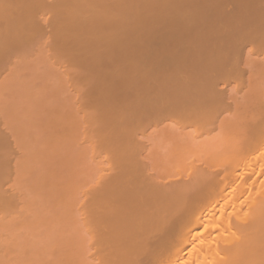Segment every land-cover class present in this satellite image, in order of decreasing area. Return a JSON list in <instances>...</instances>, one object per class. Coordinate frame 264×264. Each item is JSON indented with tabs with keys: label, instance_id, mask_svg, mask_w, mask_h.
I'll list each match as a JSON object with an SVG mask.
<instances>
[{
	"label": "bare ground",
	"instance_id": "1",
	"mask_svg": "<svg viewBox=\"0 0 264 264\" xmlns=\"http://www.w3.org/2000/svg\"><path fill=\"white\" fill-rule=\"evenodd\" d=\"M256 40H258V46L260 45L259 48L261 47L260 51L255 48V51H258L257 54L259 56V53H262V47L264 46V42H261L262 45L259 43L260 40H264V0H0V75L4 74L7 71L8 64H11L13 59L16 61V57L14 58L12 56L15 55L12 54L14 51L19 52V50L23 48L22 46L28 47L27 44H33L35 41L37 49L40 48L43 50V48L47 46V51L50 50V48H53L54 51L58 53V55H60L58 56L56 53L53 54L54 52L52 51V53L50 50V52L48 51L49 55L51 53L53 55H57L55 57H52L51 54L50 57L52 59L56 57L60 58L61 56L62 60L64 57L68 58L69 61H66L64 59L65 61L63 62H72L74 64L73 67L76 66L79 69L76 75L75 73L77 71L74 72V75L77 76L79 74V79L82 81L83 78L82 82L86 83V86H83L84 88L87 87V89H85V91L87 90V94L84 95L86 98L88 97L87 99H89V106L93 109H91V111L89 110V112L92 114L88 112L89 114L87 113V116L82 117L81 119H90V123L95 127V129H92L96 130L95 132H97L96 137L93 136V132V134H91V136L95 139L92 140V138H90L91 136H88L90 135V133L86 132V130L89 128V122L85 120L86 123H84L83 120H79L80 122L83 121L84 126H86L84 127V129H82L85 130L84 137H88L91 141L87 145L89 147L90 144H96L98 141V149L101 143L103 146L106 147V149L100 152L103 153L105 151L104 153L109 156V159L112 163L111 166L106 167L107 169L105 167L102 168V170H106L104 172L101 170V167H103V165H109L110 163H107L106 160L105 163L107 164L102 163L105 157L101 159V161L96 158L97 161H93L92 164L94 165L95 163L101 162L100 164L103 165L99 166L100 170H97L96 165L94 170H96L97 173L93 175L90 172V175L86 176L87 180H84L85 184L81 183V185L78 186V188L81 187L83 189L85 186L88 187H85L87 191L86 189H84V191L81 192L80 188H73L71 190L69 189V191L66 190L63 193H60L59 195L58 193L60 192L59 190L61 188V184L63 183H61L60 181V184L58 183V186L60 185V188L56 186V189L59 188V190L57 189L59 191L57 192L59 196L55 197L57 191L56 190L54 196L51 193L52 197H50L51 200L49 201L50 198H47L51 195H48L47 197L46 194H49L51 192L50 188H48L49 186H47L50 181L48 182L47 179L49 177H46L45 180H47L48 183L46 185L47 188L44 187V189H49V191L47 190L48 193H46V190L43 191L42 189L43 185H41L42 183L46 182L45 180H43V176L46 174L53 176V180L51 181L52 183H50V185H55L56 182L54 180L56 177L58 178V174L56 176V173H59V169H57V167H60L61 165L59 160L61 159V157L63 158L65 156H59L60 159L58 157L59 160L57 161L60 165L56 166V155H58L60 152L64 154V152H67L69 148L67 150H65L66 148L62 150L60 148L64 146V144H61L59 145L61 146L59 147L60 152H58L57 154L58 143L56 142V136L54 137V135L52 137L47 135L44 137V139L40 138L41 143L42 140L44 141V143L45 141L47 142L45 144H41L38 139L39 136H37L39 145L41 144V147L38 146V142L33 140L36 135H39L36 134L37 131H39V133L41 134L46 132H41L42 130H37L33 133V130H31V128L35 124V122L34 124H32L33 122H31L30 124V122L28 123L26 121V118L24 119V122H21L22 126L19 127L20 131L25 129L23 131L24 134L19 136L20 132L17 131L18 128L14 127L15 129H17L14 131L11 129L13 122H16L15 118L17 116L15 117V115L13 114L15 113L16 108L17 114L19 113L20 109H23L24 111L23 113V111L21 110L23 116L22 114L18 115H21V118L17 117V123L20 122H18V120H23L24 116L26 115L25 113H28L29 109L30 113H28V116L29 114H31L32 109L34 110L36 108L35 106L39 104L43 105V108L39 105L41 110H43L44 108L47 109L46 106L44 107L45 103L48 102V99L52 98L53 96H56V93H54V91L52 92L50 90L52 88L49 87H53L54 83H57V81L55 80L54 83H52L53 78H49L51 82L47 80V83H45L47 85H49L50 83L51 85H53L46 87L47 85L43 83V80L42 83L45 86L43 85L41 91L39 89L37 92L41 95L40 92L45 91L43 90V88L46 87V89L48 88V90L51 91L50 93L54 95L51 96V94L50 97L49 95H47V93L49 94V91H45L46 94L43 95V97H50L48 99L46 98V100L45 97L44 99H42V96V98H38L40 95H38V97L36 95L33 96L35 97L34 100L38 98V102L42 100H45L46 102H44V104L41 102L37 103V101L35 100L34 102H36L37 104L33 105L32 101L28 102L29 105L34 107L28 109V106L26 104L27 110L24 109V102L26 98H21V100L25 99L23 102L24 108H22L23 105H19V103H21L22 101L18 102L20 101V99L18 98L20 96L23 97L24 94L28 93L29 89H26L27 92H24V89L23 92H21L24 94H21L20 96L18 95L19 97L16 100L18 103L17 104L13 96H17L16 91L18 89L17 86L14 85L13 87H16L17 90L13 91V87L11 90L15 95H11L10 97V95L7 94L10 97L9 104L11 106H9L7 102H4L5 106H8V109L5 108L7 110V113L10 108L14 109V107L12 106L16 105L14 110H10L11 113L9 114L11 115L9 117V123L8 125L6 124L7 128L5 129L6 131H17L19 136L17 137L19 139H22L23 137L24 139H26L27 137L31 138L32 141H30V139L29 141L33 143H30V145L33 144L35 148H38L37 151L32 145V147H29V145L28 148L27 142L25 143V140L22 139L25 145H23L24 149L22 146V149H20L21 147L19 146L23 143L20 144L18 142L19 146H16L17 143H14L13 140L17 139V137L15 138L13 136L15 138L11 142L13 144V148L17 147L19 148V150L27 151L26 154H24L22 151H19V153L21 152V154H24L25 157L20 154L21 156H23L24 160L21 159L22 157L20 158L19 155L16 159L13 155H11L10 151H12V148L9 150V147L5 146L7 140L4 139V131L2 133L0 131V264H51V262L47 258L48 256H45L49 253L48 248L50 247V245L48 241H45L43 239L49 240L53 233L54 227L57 228V230H59L58 228L61 227V225L57 224L58 222L55 223L58 226H53L52 222H56L54 219H60V221L62 222L63 219L61 218H68L69 216L72 217L68 219L74 218L75 216L81 219L82 216L80 214L78 215H80L81 217L77 214L75 215L74 213L73 214L75 216L68 214H70L69 212H71L72 210L74 212V209L77 210L76 208H74V206H77L78 208V206H80L83 201L84 202L82 205V209L84 210L86 219H96L97 230L102 241V257H100L102 258V260H104H101L102 263L264 264V98L262 96V98L259 99L256 97H253L252 99V95L250 94V92L252 94L254 92L251 91L250 86L253 85V82H251L252 84H248L249 81L246 80L248 81L247 85L245 83L244 85L241 82L243 84L242 85L240 81H238V78L241 76V79L245 81L248 75V78L251 80L250 76L252 77V74L256 70L257 71L253 74L254 80H257L259 82V79H261L259 77L263 76L262 73L264 72L260 73L262 70L260 71L258 70V68H260V65L262 63H264V61H262L264 60V58L262 57L264 55H261L259 58L256 57L258 58V60H260L261 58L262 60L260 63H258L259 65L257 64V62L252 65L253 67H255V65L258 66V68L256 67L257 69L254 68L255 70H249V72H253L252 70H254L253 73L250 72V74H248L246 70H244L247 73L244 75L245 72L240 68V63H242L241 61L243 60L245 62V60L242 59L243 53L248 54L247 52L250 50L252 51L251 48H253L251 47L253 44L251 46L248 45L250 50H248V48L246 50L245 45L248 42L252 43ZM46 43L51 44L50 48L48 46L49 44L45 45ZM46 48H44L45 51ZM35 50L33 49V51ZM38 52L39 50H37L36 53ZM26 53L28 52L26 51ZM41 53L42 51L39 53V55H41ZM32 54L29 55V57L32 56ZM262 54H264V52ZM33 55L37 56L38 54ZM35 56L32 57L35 58ZM247 56H249V54ZM247 56L245 57L247 58ZM18 57L19 56H17V59H19ZM48 57L49 56H47V58ZM47 58H44L48 61L46 63H51V61H49L51 58L49 60ZM40 59L39 61H36L40 62ZM54 60L56 61V59ZM54 60H52V62ZM62 60L60 62L61 64L63 63ZM249 60L247 61L249 62ZM17 62L21 63L20 60H18ZM24 62H27L26 59L21 64H23ZM42 62L45 63L44 61ZM28 63L34 65L31 60H28ZM54 63L55 66L52 65L53 63L51 65L52 67H55V69H53L55 71L57 67L56 62ZM67 63L65 64V66L67 65ZM21 64H19V67L17 68L18 71L22 69L20 66L23 67V65ZM48 65L50 64H47V68L50 67ZM68 65H70V63H68ZM71 65L67 67H72ZM35 66L36 65H34V67ZM44 66L38 68H42ZM63 66H61V69L56 70L57 72L60 71V75H64V77L62 78L57 75L59 73H56L55 78L58 76V79L61 80L60 82L58 80V84L60 86L61 83L62 86L59 87L58 85H54V88L57 86L55 88V92L58 91L57 89H61V87L64 86L65 90H62V92L65 91L63 93L64 95L59 89V95L62 96L58 95L57 97H60L62 99V97L66 96L67 94V96H70L69 98H66L69 99L68 101H70L74 96L72 102L75 104L76 101H79L77 99V96H82L83 98L84 96L83 94L78 95L80 90H77L78 92L76 91V93L74 92V94H77V96L73 94L68 95L66 85L69 83L68 86L70 87L68 88L71 91V86H73L71 85L72 82H74V80L76 79L78 82L81 81L78 80V78H75V76L73 77V73H70L72 75L71 78H74L73 81H70V84V82H68L67 80L68 75L70 74L68 73V70V75L65 74V69L67 67L63 68ZM249 66L251 67V64ZM30 67L32 66L30 65ZM52 67H50V69ZM76 67L72 69L76 70ZM12 68H16V65H9L10 70L8 69V72L10 73H8L6 76L4 75L5 77L2 75L5 81H2L1 77V82L6 83L7 80L8 82L11 81L10 79L13 75V71H11ZM23 68L26 67L24 66ZM17 69H14V71H17ZM35 69L33 71H35ZM47 70L43 71L47 72ZM53 70H51V72ZM63 71L65 73H63ZM36 72L37 76L38 71ZM258 72L262 75L258 76ZM137 73L140 74L139 78L136 77V75L138 76ZM39 74L41 73L39 72ZM32 75L34 77V74ZM42 75L43 74H41V76ZM19 76H21V74H19ZM234 76L237 77V79H235ZM244 76H246L245 79L243 78ZM255 76H257L259 79H257ZM22 77L23 76H21V78ZM29 77L31 78V76H28V81L34 80L33 78L30 79ZM37 77L40 78V75ZM48 77H50V75ZM23 78L21 79L22 82ZM45 78L46 77H44V79ZM64 78L65 80H67L66 82ZM262 78H264V76ZM13 79L12 81H14ZM21 80L20 78L18 79V82L20 84L17 85L19 86V88L21 86ZM62 80L64 82V85ZM230 80L231 82L234 81V84L236 83L237 85L238 83H240L237 86V88L239 87V89H234V92L236 93L238 92L237 90H240L237 94L241 93V91H244L241 90L243 86H247L245 88L246 91L248 89L250 90L247 94L246 92H242V94H246V97L244 95H241V97H245L242 100V103L241 101H239L241 100L240 96H236V94L233 97V100L231 98L233 103L234 98L235 100L239 98V100L235 101V103H237L236 107H233L235 109L237 108L236 110H233L235 112L232 111L234 115H232L231 113L230 115L228 114L229 111H231V105L233 104L232 102V104L228 102V100L230 99L229 94L234 93H232L233 90L230 91V93L228 92L229 94L227 93L228 88L226 89V87H229ZM260 81L261 82H259V85L257 83V87L262 88V90H260V88L255 87L256 85L254 87L257 88L256 90L259 89V92H264V87H261L264 86L261 85L264 84V81L263 79H261ZM26 82L25 84L29 83ZM82 82L79 83V85H82ZM31 83L35 85L33 81H31ZM2 84L3 83H1L0 85ZM163 84L166 86V91L164 90L165 93L164 91L161 92L163 94L162 96L161 93H158L162 91V88L165 87ZM38 85L41 86V83H38ZM76 85L78 84H74V86ZM79 85L78 89L80 87L82 88V86L79 87ZM240 86H242V88ZM7 87H5L6 90ZM21 88L24 87L21 86ZM1 89L3 90V88ZM158 89H160V91L156 92V90ZM4 90L2 92H5ZM11 90L9 88L7 92H9L10 94ZM73 90L74 89H72V91ZM256 90L254 89V91ZM31 91L32 90H30L29 93ZM33 91L36 92V90ZM80 92L84 93L82 91ZM29 93L25 96L28 97V95H30V97H32L31 95L34 94ZM155 93L159 96L157 95L158 97H154L155 95L153 96V94ZM42 94L44 93L42 92ZM262 95H264V93ZM8 96L7 98H9ZM2 97H0L1 101ZM82 97L79 99H85L84 101H86V98L82 99ZM53 99L56 100L57 98L55 97ZM63 99H65V97ZM63 99L62 102L65 101ZM10 100H12L13 102ZM6 101L8 100L6 99ZM84 101L79 102L84 103ZM11 102L14 105L11 104ZM72 102L69 103L70 105H68V102L66 101L64 103H66L69 108L72 107L73 111L71 110V108L66 109V105L62 103L59 105L62 106L64 104L65 112L64 110L58 111L60 112V114L58 112L55 113L57 115L59 114L58 116L56 115L57 117H55V114L52 113L54 115L53 118L55 122L52 123L53 119L51 121L52 124L48 122L51 124L49 127L52 128V130H56V127H58V125H54L53 128V124L59 123L60 126V115L62 116L63 113L66 114L68 110H70V112L72 111V113L77 110L74 107L76 104L73 105ZM54 103L55 102H53V106H55ZM159 103L163 104L165 108L159 107L161 106V104L159 105ZM5 106H2L1 108ZM53 106V109H55V107H58V105L55 107ZM81 106L82 109L84 105H82L81 103ZM89 106L87 109H89ZM48 109L50 108L48 107ZM53 109L52 111L50 109L49 112H54ZM57 110L58 109L56 108V111ZM157 110H163V112H165L164 115L168 113L166 114V116H168V119H170L169 121H172L170 122V124H167L169 122L166 123L167 125H169V127H167L169 128L168 130H170L171 133H167L168 130L166 129V132H164V134L161 133L162 137H167L169 138V140L172 139L170 138V134L173 135L172 131L174 132V134L177 133V135L175 134L176 136L180 137V140H177L175 138L177 141L174 142L175 145L173 149L171 145L173 139L170 140L171 142L164 141L163 143L166 144H168L169 142L171 143H169L171 145L170 147H164V145L162 144L163 140H161L162 137L161 139L159 138L160 136L158 137L157 135L156 137H154L155 134L159 133V131L157 133H155L154 131L160 124L162 130L164 128L161 122L159 125V122H157V126L155 125L156 123L153 124V126L151 125L154 128L156 127L155 129L150 127V121H154V119L156 120V117H152L156 115ZM12 111L14 112L12 113ZM35 111H37L38 113L40 112V114H38L36 118L39 117L38 119H40V117H44L45 123L41 118V121L43 122L42 124H44L41 126L44 130V127L46 125L45 129L48 130L49 134V131L51 129H48L49 127H47L48 123H46V120L50 121V118H52L53 115L51 116V113L47 112L49 118L46 119L45 117H47V115L43 113L46 112V110L42 112L44 116L40 110L38 111L36 109L33 111V115H37V112L34 113ZM80 111L81 110L79 108V111L77 110V113L81 114ZM237 111L241 112L238 113ZM222 112H227L228 115L225 113V116H229V118L227 117L226 119L225 117H223V120L221 122L223 124H227V128L228 123L225 121L228 120L229 122L231 120L234 122V120L230 119L233 118L232 116H235L236 122L238 118L240 121H238L235 125H233L235 122L231 125L229 124L230 127L233 125L231 127L233 132L229 136L228 132H231V130H226L228 131L227 134L229 136L228 137L225 135L226 139H230H227L226 142L224 140V142L222 143L223 145L220 148V146L218 145L222 137L224 136L222 135L223 128L222 126L220 127L219 125H217L222 129L221 130L217 127L221 131L218 132L219 130H216V124L214 126V122H211L209 117H211L212 115L216 116V114H219L220 116ZM77 113L74 114L75 117L73 119L77 117L79 119L81 117H79ZM236 113L241 115H238ZM9 114H7V116ZM32 117L34 118L35 116ZM69 117L71 118L70 115ZM158 117L161 118L162 116ZM5 118L6 117L4 116V119ZM57 118L59 119L57 120ZM64 118L63 120L68 119ZM165 118L167 119V117ZM165 118L164 121L166 122ZM73 119L71 118V121ZM148 119L150 120L149 122L147 121ZM180 119H182V121L184 122V126H182L183 124L180 121V129H182L183 127V132L184 127L186 125L185 121L187 124H189L187 122L189 121L194 126L200 124L199 129L192 128L194 131L196 130L195 133L197 134L195 135L193 132V136H190L191 134L189 133L190 137L186 140L187 137L185 138L183 136L185 132H180L181 130L179 129V127L178 130L176 128L179 125H175L176 123L172 124L173 122H176ZM10 120L13 121L10 122ZM36 121L39 120L36 119ZM25 122L28 123L26 126L24 124ZM72 122L71 124L73 125L74 122ZM147 122L149 123V125L147 124L149 126L148 128H152L154 130L153 132H151V135H153L152 133H155L154 136H152L153 139H157L158 141L157 142L152 140L153 144L157 142L156 145L158 146L161 143L163 145L161 146L164 147V151L169 150V148L172 149V152H165L172 153L173 157L171 156V154L168 153H166L164 156V154L161 153L162 147L160 148V145L158 147L154 146V148L151 149V147H153L151 142L150 143L152 146H150V149H146V147H149V145L146 146V143V147H144V144L141 141L142 138H139V140L137 137H135L137 136L136 134H130L129 132L131 130H127V128L132 126L130 125L131 123H138L142 125ZM201 122H203V127ZM3 123L1 124L3 125ZM77 123L78 122H75V124ZM207 123H213V126L211 127H215V131L212 130L211 127L207 128ZM29 124L30 127H28ZM39 124H41V122ZM75 124L73 128L75 127ZM166 124L164 125L166 126ZM171 124L175 127H172ZM19 125L17 124V126ZM68 125L69 123L65 127H67ZM121 125L127 126L125 127L126 130H121ZM144 125L143 127L146 128V130L144 129L146 133L144 130L141 131L139 129V133L140 131L142 132L139 136H143V139H148L149 136L144 137V135H150V130L152 129H150L147 133V125ZM1 126L0 129L2 128ZM234 126L235 128L233 129ZM33 127L40 128L36 125H34ZM80 127L81 126H79V128ZM188 127L189 125H187V128ZM27 128L31 130L32 134H35L34 137H29L32 135L28 134L30 131H28L27 133V130H29ZM158 128H160V126ZM90 129L91 127L89 128V130ZM192 129H189L190 131L188 129L187 130L191 132L193 131ZM175 130H177V132H175ZM211 130L212 132L214 131V133H212ZM9 131L6 133H9ZM11 131L10 135L12 136ZM63 131L65 132V129ZM123 131L125 132L123 133ZM163 131H165V128ZM17 132L13 134L17 135ZM56 133H58V131ZM68 133L65 134L66 136L64 135L65 139H63V135H60L62 133L56 135L58 136V138L63 136L61 139L67 142L66 139L69 135ZM73 133L76 132H74L73 130V132L70 133L71 136ZM86 133L89 134L86 136ZM210 133H212L211 135H213V138L214 134L216 133H218V135L221 133L222 135L221 138L219 137L220 139L216 137L214 139H217L216 142L213 144L214 146L216 145V143L218 144L216 145V148H214V146L212 148H209L208 145L212 143V141L210 142L211 139L203 138L201 141V138L203 136L207 137L210 135ZM2 134L4 137L2 136ZM180 134L183 137H181ZM79 135L76 139V141L78 142L80 141ZM185 136L188 135L185 133ZM9 137L8 141H10L12 138L10 137L9 139ZM151 138L149 140H151ZM167 138L165 139L166 141L168 140ZM182 138H185V140H182ZM19 139L17 140L19 141ZM198 139L199 141H197ZM70 140L71 139H69L68 141L70 142ZM43 144L44 146H42ZM9 145L11 144L9 143ZM91 145L90 149L94 146ZM65 146L68 147V143L65 144ZM76 146H74V148L71 141L70 147L72 150L77 148L85 149L82 151L80 150V152L77 149V152H74H79L80 155L82 153V157L84 159H80L77 155L73 153V156H75V160H83V162H81L80 165H77V167H83L81 172L84 173V161L87 162L89 167L90 162H92L91 160H89L90 162H88L85 157H87L88 155L92 158V153L94 152L95 155H99L102 153H100L98 149V151H93L91 153V156L90 152L88 151L90 149L87 146H83V148L80 147V145L77 148ZM158 148L161 151H159ZM143 149H146L149 152L146 151V155L142 154ZM153 149L157 150L158 153L156 152V156H160L161 158H163V161L165 158V160L168 161L167 158L169 159V157H172L174 159L176 158V160L180 162V165L182 164L181 168L179 167V163L175 162L174 160L176 165H173L176 166V169L174 170V172H172L173 169H169V167L167 166V164L169 165V162H163L162 164L159 160L160 162L155 161V163L159 162L158 166L162 164L160 166L161 168H165V166H167L168 169L167 167L165 169H167L168 174L167 172L164 173L165 175L158 174V170H160V173L163 170H166L163 168L157 169L158 166L153 164L152 162H149L151 165L153 164L152 168H154V165L156 168V171L154 168L153 172L155 171L154 173H157L158 175L152 173L150 174V171L147 172V169L151 168V166L147 167L149 163H146L147 161H145V158H147L146 160H148L147 154L149 155V153H154ZM84 151L86 152V155H83ZM204 151L206 152V154L208 151V154L205 155ZM13 152L12 153L14 155L19 154L18 149ZM159 153L161 154L159 155ZM9 155L12 156V159L14 158L12 162H15V159L19 162L18 164H15L16 167L14 166V164L9 165V163L7 162L8 160H11L9 158ZM142 155L144 157H142ZM154 155L155 154L149 156L153 157ZM187 155L191 156L188 158V161H190L191 166L193 165V170L190 169V166H186L188 164L184 165L183 163H181L182 160H184V163L186 162L185 158ZM192 157L196 158V164L198 163V161H202L203 163H199L197 165L192 164L195 163L194 158ZM18 158H20V160ZM155 159L158 160L157 158ZM75 160H69V164L71 165L72 161ZM6 162L8 163V166H10L9 168L11 170L13 166L15 167V169L13 167V170L15 171H13L12 173L16 172L13 175L14 177L15 175H17V178H15L13 183L11 179H7L6 174L9 168L5 167ZM76 162L75 164H77ZM31 163H33V165ZM170 163L172 164L173 160ZM177 164L179 165V168H177ZM88 166L87 168H89ZM71 167L72 166H70L69 168ZM187 167H190V170ZM3 168L4 170L8 168L6 173ZM181 169H183L184 172H182ZM31 170L36 171L31 172ZM64 170H66L64 171L65 174L69 169L64 168ZM72 170L76 173L75 170L77 169L75 168V170ZM72 170L70 171L73 172ZM89 170L91 171V167L89 168ZM169 170H171L173 176H170L172 175V173ZM77 171L80 172L79 170ZM175 171H180L178 173L180 174L182 172L183 174H185V176L182 175V173L181 175H179L177 172L175 174ZM188 171H190V174L188 173L186 176V173ZM30 173L31 176L33 173L32 178L37 179L38 181L43 180L44 182L41 181L42 183H40V185H38L37 187V184H39V182H37V180H32L31 182ZM36 173L37 175L40 174V176L38 175L39 179L38 176L35 177ZM43 173L44 175L42 176ZM68 173L65 174L66 179ZM77 173L76 175L72 174V176L74 175L78 177L79 173ZM2 174L6 176L7 181L4 180L5 176H3ZM64 174H62L63 177ZM96 174L98 176L97 180H95ZM69 175L71 174L69 173L68 177H70ZM90 176L92 180H90ZM9 177L11 178V176ZM26 177H30V179L26 180ZM61 179H63L62 176ZM78 179L81 178L73 179L75 181H72V183L69 181L68 182L76 185ZM23 181H29L30 183L35 182L33 183V185L34 188L36 186L37 189L34 190L32 187L33 185L30 183V186L26 185V187ZM91 181L94 183V185L91 184ZM6 183L7 185L8 183H12L8 185V187L13 185L15 187L13 189V192L7 191L8 188ZM26 184L28 183L26 182ZM65 184L63 183L64 187H66ZM71 184H67L69 188ZM4 185L6 186V188ZM52 185L51 189L53 188ZM13 186H11L9 190H12ZM28 187L29 190H31L30 187H32V193L28 192L29 190L27 191ZM39 189L42 190V192L46 193H43L44 196L42 194V197L44 198H41V200V193L39 194L37 192V190ZM34 191L37 193L34 194ZM82 198H84V200ZM45 200L46 203H44ZM56 201L59 204H56ZM57 205H59V209L63 208V212L61 214H59V211L56 208ZM82 209L80 210L82 211ZM82 212L80 213L83 214ZM62 222H60V224ZM67 227H69V225ZM38 229H41L43 231L42 234L40 230L37 231V234L35 233V231ZM61 229L62 228H60V230ZM56 233H54L53 238H55V240L57 241L58 237L56 238ZM38 234H41V236L46 235V237L44 238L42 236L40 237L41 239L38 237L40 239L38 240ZM65 236L66 235L62 237L63 241L66 240ZM57 242L55 244H57ZM65 243L67 242L65 241ZM61 245L64 247L66 244L64 245L61 243L58 246ZM65 249L66 248H64L63 250ZM57 261L58 260H56V262ZM95 262L97 261L95 260Z\"/></svg>",
	"mask_w": 264,
	"mask_h": 264
},
{
	"label": "rangeland",
	"instance_id": "2",
	"mask_svg": "<svg viewBox=\"0 0 264 264\" xmlns=\"http://www.w3.org/2000/svg\"><path fill=\"white\" fill-rule=\"evenodd\" d=\"M257 41H258V40L254 41V42H252V43L248 42V43L245 45V49L247 50V48H248V50H250V49H249V46H251V45L253 44V45L251 46V47H253V48H251L252 51L250 50L251 52H250V51L247 52V51L245 50V51L249 54L250 57L247 56L248 54H246V53H243V55H242L243 58L241 57L242 59L245 60L246 63L241 59V60H242V61H241L242 63H240V68H241L243 71L246 70V72H247L248 74H250V72H251V71L249 72V70L254 69V68H256V67L258 68V66L255 65V67H253L252 65H254L255 62H257V64L260 63L261 60H262V58H261L260 60H258V58H259L261 55H264V54H262V53L264 52V50H263L264 46L262 47V51H261L262 53H261V54L259 53V56H258V54H257L258 51H257V52L255 51V48L258 49L259 51H260V48H261V47L259 48L260 45L258 46V44H257L258 42H257ZM35 42H36V41H35ZM35 42H34L33 44L30 43V44H32V45L27 44L28 47L25 46L26 48H25L24 46H22L23 48H21L22 50L20 49L19 52H18V51H17V52L14 51L12 54H15V55H12V56H13L14 58L16 57V61L13 59L15 62L12 60V63H11V64H10V63L8 64V69H9V65H11V66H13V65L15 66V65H16V68H14V69H17V68L19 67V64H21V63H22L23 61H25V59H26V61H27L26 63H27V66H28V67L26 66V63H25V62H24L23 64H21V65H23V67L25 66L27 69H26V68H23L22 66H20V67L22 68V69H21L22 71H21V70L18 71V69H17V71H18V72H17V71H14V69L12 68L11 71H13V75H12V78H11V79L9 78L11 81L8 82V80H7L6 83H4V82H1V80H0V84L3 83L2 85H0V87L2 86L1 88H3V90L5 89V90H4L5 92H2L3 90L0 88V89H1V90H0V97H2V96L5 97V94H6V97H5V98H4V97L1 98L3 102L0 100V102H1V103H0V113H1L0 116H1L3 119H4V116L6 117L5 119L8 118L7 120H5V119L3 120V119L0 117V118H1L0 121L2 120L1 123L4 122L3 125L0 123V126L2 125V126H1L2 128L0 129V131H1V133L4 131L3 134L5 135V137H7V135H8V137H9V136L12 137L11 140L8 141V137L5 138V137L3 136V134H2V136L4 137V139H6L7 142H8V143H7L6 140H5V142H6V143H5V144H6L5 146H6V147H9V150L12 148V149H11L12 151H10V152H11V155H13L16 159H17V156L19 155V157H20V158L22 157L21 159H23V160H24L23 156H24V154H26L27 151H26V150H25V151H23V150H19V148H17V147H15V148H16V149H15V148H13V146H12L13 144L11 143L12 140L15 139V138L18 136V132H17V131L20 132V133H19V136H21L22 134H24L23 131H24L25 129H24V130H21V131L19 130V129H20L19 127L22 126V123H21V122H24V119L26 118V121H27L28 123L30 122V124H31V122H33L32 124H34V122H35L34 125L40 127L41 125H44V124H42L43 122L41 121V118H42V117H40V119H38L39 117L36 118V117L38 116V114H40V112L38 113L37 111H35L34 113L37 112V115H33V111H34L35 109L38 110V111L40 110L41 113H42L43 111L46 110V112H43V113L47 115V117H45V118L47 119V118H49L48 113H51V116H52V115H53L52 113L55 114V113H57L58 111H61V110H62V111L64 110V112H65L64 104L66 105V103H64V102L66 101V102H68V105H70L69 103L72 102V99L74 98L73 95H76V96H77V94H74V92L76 93L77 90H80V91L84 92V93H81V92L79 91V93H78V95H79V94H80V95L83 94L84 98H86L85 95L87 94V93H86L87 90L85 91V89H87V87L84 88V86H83V85L86 86V83H83V82H82V81H83V78L81 77V78H82V81H81V80L79 79V78H80V77H79V76H80L79 74H78L77 76H75V75L78 73V70H79V69H78L76 66H74V67H76V70H75V69H72V68H74V67H73L74 64H73L72 62H68V63H70V65H71V63H72V65H71L72 67H67V66H70V65H68L67 62H66L67 65L65 66L66 63L63 62V61H65V60H66V61H67V60L69 61V59L66 58V57H64L63 60H62V56H61L60 58H57V57H56V58H53V59H52V58L50 57L51 54H52L53 52H54L53 54H55L56 52L54 51L53 48H50V45H51L50 43H46V44H45V45L49 44L48 46H49L51 52L53 51V52L49 55L50 50H48L49 52L47 51V48H46L47 46L43 45V46H45L44 48H46V51H45V49H44L43 47H41V48H43V50L40 49L39 47H38L39 49H37V46L35 45V44H36ZM261 42H264V40H262V41L260 40L259 43L261 44ZM256 44H257L258 48H257ZM248 45H249V46H248ZM261 45H262V44H261ZM263 45H264V44H263ZM30 47H31L32 50L30 49ZM51 47H52V46H51ZM33 49H34V50L37 49V50H39V52L36 53L37 50L33 51ZM28 50H29V51H28ZM26 51H27L28 53H26ZM30 51H31V52H30ZM32 51H33V52H32ZM41 51H42V53H41V55H39V53H40ZM245 51H244V52H245ZM34 52H35V53H34ZM46 52H47V53H46ZM20 53H21V54H20ZM32 53H33V54H38L39 57H38V55L35 56V55H33ZM26 54H28V55H26ZM31 54H32V56H35V58L32 57V56L29 57V55H31ZM53 54H52V57H55V56L58 55V53H56L57 55H53ZM244 54H245V55H244ZM255 54H257V55H255ZM42 55H43V56H42ZM17 56H19V57H18L19 59H17ZM22 56H23V58H22ZM47 56H49L51 59H50L49 57L47 58ZM58 56H60V55H58ZM245 56H247V58H246ZM25 57H27L28 59L25 58ZM45 57H46L48 60L50 59L49 61H51V63H50V62H49V63H46V62H48V61H47L46 59H44ZM244 57H245V58H244ZM256 57H258V58H256ZM262 57L264 58V56H262ZM38 58H39V59H40V58H41V59L43 58V59H42V60L40 59V62H37L36 60L39 61ZM253 58H255V59H253ZM23 59H24V60H23ZM34 59H35V60H34ZM54 59H56V61H55ZM57 59H59L60 61L57 60ZM64 59H65V60H64ZM246 59H247V60L250 59L249 62H251V63H249ZM18 60H20L21 63H18V62H17ZM28 60H31L32 63H33L34 65H36V66H35L36 69H35L34 65H32L31 63H28ZM52 60H54V61L52 62ZM61 60H62V62H63L62 64L60 63ZM253 60H255V61H253ZM42 61H44L45 63H43ZM58 61H59V68H58ZM252 61H253L254 63H253ZM262 61H264V60H262ZM16 62H17V63H16ZM29 62H30V61H29ZM54 62H56V67H57L56 70H57V69H58V70L61 69V66L64 65L63 68H64V67H65V68L67 67L68 69L66 68V69H65L66 71H65V70L62 68V69L66 72V73H65V72L63 71V73H65V74H67V75H68V73H69V74H70V73H73V77L75 76V78H78V80H80V81L82 82V85H79V83H81V82H78L77 79L74 80L73 77L71 78V76H72L71 74L68 75V79L66 78V79L68 80V82H70L71 80H72V81L74 80V82H72V84H71V82H70V84L73 85V86H71L72 89L75 90V88H76L75 91H74V90L72 91V89H71V91H72V92H71L70 89L68 88V87H70V86H68L69 83L67 82V83H68V84L66 85V86H67L66 89L68 90L67 93H68V95H69V94H73V95H72L73 97L71 96L72 99L70 98V99H71L70 101H68L69 99H67V98H69L70 95L67 96V94H66V96H64L65 99H63L64 97H62V99L65 100V101H63V102H62V99H61L60 97H57V96L60 94V92H59V89H60V88L57 89V90H58L57 92H55V88H56L57 86L54 88V85H58V86H59V84H58V80H59V79H58V76H60V77L63 78L64 75L61 76L60 73H59L60 71L57 72L56 70H55V71L53 70V69H55V67H52V65L55 64ZM52 63H53V64H52ZM252 63H253V64H252ZM12 64H13V65H12ZM17 64H18V65H17ZM24 64H25V65H24ZM47 64H50V65H48V66H50V67H52V68H51V69H50V67L47 68ZM51 64H52V65H51ZM250 64H251V67L249 66ZM30 65H31L32 67H30ZM39 65H40V66H39ZM44 65L46 66V68H45ZM60 65H61V66H60ZM258 65H259V64H258ZM41 66H44V67H42V68H38V67H41ZM54 66H55V65H54ZM262 66H263V67H262ZM10 68H11V67H10ZM32 68H33V69H32ZM70 68H71V69H70ZM245 68H246V69H245ZM257 68H256V69H257ZM263 68H264V63H262V64L260 65V68H258V70H260V71L262 70L260 73L264 72V71H263V70H264ZM8 69H7V71H6L4 74H2L3 76H4V75L6 76L8 73H10V72H8L10 69H9V70H8ZM25 69H26V70H25ZM30 69L32 70V72H31ZM34 69H35V71H33ZM39 69H40L41 71H40ZM47 69H48V70H47ZM29 70H30V71H29ZM43 70H47L48 73H47L46 71L44 72ZM49 70H50V71H49ZM51 70H53V71L51 72ZM67 70H68V73H67ZM70 70H71V71H70ZM254 70H255V69H254ZM254 70H252V71L254 72ZM25 71H26V72H25ZM27 71H28V72H27ZM36 71H38V75H37V76L40 75V78L36 76V73H37ZM69 71H70V72H69ZM75 71H77V72H76L75 75H74V72H75ZM256 71H257V70H256ZM256 71H255V72H256ZM15 72H16V74H15ZM19 72H20V73H19ZM21 72H22V73H21ZM24 72H25V73H24ZM39 72H40L41 74H43V75L41 76V74H39ZM244 72H245V71H244ZM246 72L244 73V75L247 74ZM253 72H251V73H253ZM255 72H254V73H255ZM44 73H45V74H44ZM54 73H55V74H54ZM56 73H59V74H57L58 76L55 78ZM254 73H253V74H254ZM19 74H21V76L24 77V78L22 77V78H23V82H24V80H25V82H26V80H27V82H29L30 84L27 83V82H26V83L29 84V85L25 84V82L23 83L22 80H21L22 78H21V76H19ZM26 74H27V75H26ZM32 74H34V77H33ZM46 74H47V75H46ZM52 74H53V76H52ZM137 74H138V76L136 75V77L139 78L140 74H139V73H137ZM253 74H252V77L250 76V78H251L252 81L248 78L249 75H248L247 77H246V76L243 77L244 79H245V77H246L245 81L241 79L242 76L238 78V81H240V83L242 82L243 84L245 83L246 85H247V82H248V81H249L248 84H252L251 82H253V85H251V86L248 85V86H250L251 91L254 92L253 94L250 92V94L252 95V96L250 95V96L252 97V99H253V97H254V98L256 97V98L259 99V98H262V96H263V98H264V95H262L264 92H262V91L259 92V89L256 90L257 88H260V87H257V83H258V85H259V84H260L259 82H261V81H260L261 79H263V81H264V78H262V77L264 76V73H262L263 76H261L262 74H259V72H258V76H261V77H259V78H261V79H259L257 76H255L257 79H259V82H258L257 80H254V79H253ZM2 75H0V78L2 77V78H1L2 81H5ZM15 75H18V76H15ZM25 75H26V76H25ZM49 75H50V77H48ZM67 75H66V76H67ZM5 76H4V77H5ZM28 76H31V78H30V77H29V78H30V79L33 78L34 80H30V81H28V79H27ZM43 76L46 77V78L44 79ZM69 76H70V77H69ZM25 77H26V78H25ZM41 77H42V78H41ZM47 77H48V79H47ZM234 77H235V76H234ZM234 77H233V78H234ZM13 78H14V79H13ZM19 78H20V80H21V81H20V82H21V86L24 87V88H21V86H20V88H21L22 90H21V89L19 88V86L17 85V84H20V83L18 82V79H19ZM49 78H50V79L53 78V79H52V80H53L52 83H54L55 80L57 81V83L55 82L54 85L52 84L53 87H49V88H52V89H50L52 92L54 91V93H56V94H55L56 96H53L54 94L50 93L51 91L48 90V88L46 89V87H48V86L51 85V83H50L49 85L46 84V83H47L46 81L49 80ZM54 78H55V79H54ZM70 78H71V79H70ZM12 79H13L14 81H12ZM16 79H17V80H16ZM36 79H37V81H36ZM38 79H39V80H38ZM235 79H237V77H235ZM235 79H234V81H235ZM43 80H44V81H43ZM64 80H65V78H64ZM67 80H65V82H66ZM231 80H232V77H231ZM231 80H230V84H229V87H230L231 89H230L228 86L226 87V89L228 88L227 93H228V92L230 93V91H232V90H233V91H232V93H233V92H234V89H235V90H236V89H239V87L237 88V86H238L240 83H238V81H237V83H238V85H237L236 83L234 84V81L231 82ZM246 80H248V81H246ZM31 81H33V82L35 83V85H34L33 83H31ZM42 81H43V83L46 82L45 85H47L46 87H44L45 89L43 88V90H45L46 92L49 91V94L47 93V95L50 96V95L52 94L51 96H53L52 98H50L51 96H50V97H49V96H44V97H45V100H46V98H47V99L50 98V99H48V102H46L45 100H42V99H44L43 95L46 94L45 91H42L44 94H42V92H40L41 89H42V86L44 85V84L42 83ZM49 81H50V80H49ZM60 81H61V80H59V82H60ZM75 81H77V82H75ZM243 81H244V82H243ZM256 81H257V82H256ZM263 81H262V82H263ZM37 82H38L39 84L41 83V86L38 85ZM50 82H51V81H50ZM62 82H63V80H62ZM84 82H85V81H84ZM255 82H256V83H255ZM22 83H23V84H22ZM36 83H37V84H36ZM48 83H49V82H48ZM73 83H74V84H78L79 87L82 86V88L80 87V88L78 89V85L74 86ZM231 83L233 84V86H232ZM242 83H241V84H242ZM254 83H255V84H254ZM221 84H222V83H221ZM243 84H242V85H243ZM245 84H244V85H245ZM10 85H11V87H10ZM14 85L17 86V89H18V90L16 89V87H13ZM23 85H24V86H23ZM31 85H32V87H31ZM45 85H44V86H45ZM52 85H51V86H52ZM63 85H64V82H63ZM163 85H164V84H163ZM230 85H231L232 87H234V88H232ZM255 85H256V86H255ZM261 85H264V84H261ZM7 86H8V87H7ZM25 86H27V87H25ZM39 86H40V87H39ZM60 86H62L61 83H60ZM60 86H59V87H60ZM164 86H165V85H164ZM221 86H222V85H221ZM252 86H253V87H252ZM254 86L257 87V88H255ZM5 87H7V90H6ZM12 87H13V91H14V90H17L16 92H17L18 94L15 92L17 96H13V95H15V94H13V92H12V90H11ZM29 87H30V88H29ZM240 87L242 88V86H240ZM246 87H247V86H245V87L243 86V88H242L241 90H244V91H241V93H239L240 95L237 94L240 90H237V91H238L237 93L234 92V93H233L234 95L228 93V94H229V97H230V99L228 100V102H230V103L232 102L233 97L235 96V94H236V96H240V99H241V100H239V98H238V99L235 100V98H234V103H233V102H232L233 104L231 103V104H232V105H231V106H232V109H231V111H229V113H228L229 115H230V113H231L232 115H234L233 112H235V111H233V110H234L235 108H233V107H236V104H237V103H235V101L239 100V101H241V103H242V100L246 97V94L249 93L250 90L248 89V90H247L248 92H247V91L245 90ZM261 87H264V86H261ZM9 88H10L12 94H11V92H10V94H9V92H7V91L9 90ZM14 88H15V89H14ZM31 88H35V89H31ZM37 88H38V89H37ZM165 88H166V86H165L164 88H162V91H160V89H161V87H160V89L156 90V92L160 91V92L158 93V94H160V93L163 92L164 90L166 91ZM24 89H25L24 92H27V90L29 89V90H28V93H29L30 90H32V91L29 93V94L34 93L33 95H31L32 97H30V95H28V97H30V98L26 97L25 95L28 94V93H26V94L21 93V92H23ZM26 89H27V90H26ZM39 89H40L39 92L41 93V95L37 92ZM254 89H255L256 91H254ZM19 90H20V93H19ZM33 90H36V92H34ZM60 90H61V93L63 94V93L65 92V91L62 92V90H65V89H64V86L61 87ZM260 90H262V88H260ZM263 90H264V89H263ZM165 91H164V93H165ZM77 92H78V91H77ZM242 92H246V94L244 95V94H242ZM255 92H256V93L259 92V93L256 94ZM3 93H4V95H3ZM7 94L10 95V97H11V95H12L13 98H15V102H16V103H17V101H16L17 98H18L21 94H24L23 97L20 96V97L18 98V99H20V101H18V102H21V101H22L21 103H19V105H20V104L23 105V107L21 106L22 108H24V103H25V108H24L25 110H27V109H26V104H27V106H28V109L32 107V106L29 105V103H28V102H31V101H32V105H33V104L40 103V102L44 104V102H46L45 105H44V107L46 106L47 109L44 108L43 110H41L40 107H42L43 105L39 104L40 107H39V105H37L39 109L37 108V106H35L36 108H35L34 110L32 109L31 114H29V116H28V113H30V109H29V110H28V113H25V114H26V115H25L26 117L24 116L23 120H22V119H21V120H18V122L20 121V122H19L20 125H19V123H17V120H16V119H17V117H20V116H21V115L18 116L19 114H22V116H23L24 111H23V109H20V108H19L20 110H19V113L17 114V112H16L17 108H16L15 113H13L14 111H12V113L15 115V117H16V116H17V117L15 118V121H16V122H15V123L13 122V124H12V129H11V130H13V131H14V130H17V129H15V128H18V130L15 131V132H17V135H16V134H13V133H15V132H13V131L10 130V131L12 132V136H11V135H10V131L8 130L9 128L7 129V130L9 131V133H6V132H8V131H6V129H5V128H7V125H8V123H9V117H10V115H11V114H9V113H11L10 110L13 109V108H12V109L10 108V109L8 110V113L6 112V111H7L6 109H8V106H7V105L5 106L4 102H5V103L7 102V103L9 104V99H10V97H9ZM84 94H85V95H84ZM158 94H157V95H158ZM161 94H162V93H161ZM18 95H19V96H18ZM35 95H36L37 97H38V95H40L38 98H42V97H43L42 99H40V100H42V101L38 102L39 100L37 101V99H38V98H37V99H35V100L37 101V103L34 102V101H35V100H34L35 97H33V96H35ZM63 95H64V94H63ZM154 95H155V96H154ZM157 95H156V93L153 94L154 97H156ZM231 95H232V96H231ZM241 95H244L245 97H243V96L241 97ZM248 95H249V94H248ZM7 96H8L9 98H7ZM41 96H42V97H41ZM59 96H62V95H59ZM158 96H159V95H158ZM158 96H157V97H158ZM162 96H163V94H162ZM55 97L57 98L56 100L53 99V98H55ZM66 97H67V98H66ZM77 97H78L77 99H78L79 101H84V100H85L82 96H77ZM81 97H82V99H84V100H80L79 98H81ZM3 98H4L5 100H4ZM21 98H26V100H28V99H30V100L26 101V100L24 99V100H25V102H24V100H23V99L21 100ZM32 98H33V99H32ZM58 98H60V99H58ZM87 98H88V97H87ZM87 98H86V101H84V103H83V102H79V101H76V102H75V104H76V105L78 104L77 106H80V107H77V106L72 102L73 105H75L74 107H75L78 111H79V108H80V110H81V111H80L81 114H78V113H77V110H75V112L79 115V117L81 116L79 119H78V117H77L78 115L76 116L77 118L73 119V118L75 117L74 114H76V113H75V112L72 113L73 108L70 107L72 111L70 112V110H68V112H70V113H72V114H70V113L67 112V113H66L67 116H66V114L63 113L62 116H61V115L59 116V117L61 118L60 121H59V122H60V126H59V123H57V124H53V126H52V127L54 128V125H58V127H62V128H58V127H56V130L53 129V130H54V132H53L52 128L49 127L53 122H55V121H54V118H53L54 115L52 116V118H50L51 120L49 119L50 121L46 120V123H48V122L51 123V121H52V119H53V121H52L51 124H50V123L47 124V125H48L47 127H49L48 129H49V130H50V129L52 130V133H51V130L49 131L51 134H50V133L48 134V130L45 129V128H46V125H45V127H44V130H45V131L43 130V127H42V126L40 127L41 129H40V128H34V127H33L34 125L32 126L31 130H33V131H32L33 133H34V131H37V130H42L41 132H46V133H47V134H46V133L41 134V133H39V131H37V133H36V132H35V133H36V134H39V135H36V136H35V134H32V132H31V130H30L29 128H27V129H29V130H27V133H28V131H30L28 134L32 135V136H29V137H34V136H35L34 139H33V138H32V139L38 142V140H37V136H39L38 139H39V142H40V143H41L40 138H43V139H44V137L47 136V135L50 136V137H52L53 135H54V137L56 136L55 140H56V142L58 143L57 154H58V152H60V149L64 150V148H66L65 150H67V149L69 148L67 152H64V154H62V153L60 152L58 155H56V159H55V162H57V163H56V166H59V165H60V164H58L59 162L61 163V165H60V167H57V169H59V170H58L59 173H56V176H57V174H58V178L56 177L55 180H54V181L56 182L55 185H52V184H51L52 187H53L52 189H51V185H50V183H52L51 181L53 180V179H52L53 176H51V175H47V174H46V175H47V176H46V175H44V173L42 174V176H43V175L45 176V177L43 176V180H45L46 177H47V178L49 177L47 180H48V182H49V181H50V182H49V184L47 185V183H48L47 180H45L46 182H44L43 180L38 181L37 179L32 178L34 172L32 173V176H31V173H30V176H31V182H32V180H33V181H34V180H35V181L37 180V182H39V184H37V187H38V185H40V183H42L41 181H43L44 183L41 184V185H43V188H42L43 191L46 190V193H48L49 189H44V187H46V185L49 186L48 188H50V190H51V192H50L49 194H46L45 192H42V190H40L41 188L39 187L40 189L37 190V192H38L39 194L41 193V195H40V200H41V198H44V197H42V194H43V193H45V194L47 195V197H48V195H51V196H49L47 199H49L50 197H52V194H53V196H54V195H55V191H56L57 189L59 190V188H60V185L58 186V183L60 184V181H61V183H62V182H63L64 184L66 183V184H65L66 187H64V185H63V183H62V184H61V188H60V190H59L60 192L57 190V191H56V195H55V197H58V196L60 195V193H63V192H65L66 190L69 191V189L71 190V189H73V188H74V189H77L78 186L81 185V183H84V184H85V181H84V180L86 179V176H87V175H88V176L90 175V172H91V174H93V175H94L95 173H97V171L94 170V168H95L96 165H97V170H98V169L100 168L99 166L103 165L106 161H107V163H110L109 165H108L107 163H105V164H107V165H105V166L103 165V167H101V170H102V168H104V167L106 168L107 166L109 167V166H111V164H112V163H111V160L109 159V156H107V154L104 153L105 151H104L103 153L100 152V151H103V150L106 149L105 146H103V145L100 143V146H101V147L99 146L98 149H99V152L102 153V154H99V155L96 154V155H95V154H94L95 152H94V153H92V152H93V151H98V149H97L98 141H97L96 144H92V145L90 144L91 146L94 145L93 148L91 147V149H90V145H89V147H88V145H87V144H89L91 141L89 140L88 137H86V138L84 137V136H85V133H84L85 130H82V129H84V127H86V126H84L83 121H84V123H86L85 120H87V122H89L88 127H89V128L91 127L90 130H89V128L86 130V132H89L90 135H88L89 133H88V134L86 133V136L88 135V136L90 137L91 134L94 133L93 136L96 137V133H97V132H95L96 130H94L95 127L90 123V119H86V118H85V119H81L82 117H86V116H87V113L89 112V110L91 111V109H92V108L89 106V99H87ZM159 98H161V97H159ZM231 98H232V100H231ZM6 99H7L8 101H6ZM11 99H12V98H11ZM31 99H32V100H31ZM66 99H67V100H66ZM152 99H153V98H152ZM154 99H156V98H154ZM51 100H52V101H51ZM57 100H58L59 103L57 102ZM75 100H76V97H75ZM75 100H73V101H75ZM10 101H12V100H10ZM50 101H51V102H50ZM152 101H153V100H152ZM239 101H238V103H239ZM12 102H13V101H12ZM12 102H11V104H13ZM15 102H14V103H15ZM23 102H24V103H23ZM53 102H55L56 104L54 103V105H55V106L58 105V107L53 106ZM78 102L80 103V105H79ZM87 102H88L89 109H87V108H88V106H87ZM62 103H64V104H63L62 106H60L59 104H62ZM81 103H82V105H84V107H83L82 109H81V107H82V106H81ZM161 103H162V101H161ZM161 103H159V105H160ZM17 104H18V103H17ZM163 104H164V102H163ZM163 104H161V106H159V107L165 108V106H164ZM1 105H2V106H5V107L1 108V107H2ZM13 105H14V104H13ZM71 105H72V104H71ZM73 105H72V106H73ZM154 105H155V103H154ZM9 106H11V105L9 104ZM15 106H16V105H15ZM15 106H12V107H14V109H15ZM17 106H18V105H17ZM52 106L55 107V109H53ZM18 107H19V106H18ZM33 107H34V106H33ZM33 107H32V108H33ZM48 107L51 109V111H52V109H53L54 112H49L50 109H48ZM62 107H64V108H62ZM66 107H67L66 109L69 108L67 105H66ZM5 108H6V109H5ZM42 108H43V107H42ZM56 108L58 109L57 111H56ZM59 108H60V109H59ZM70 108H69V109H70ZM75 108H74V109H75ZM162 108H161V109H162ZM14 109H13V110H14ZM236 109H237V108H236ZM236 109H235V110H236ZM1 110H3V111H1ZM21 110L23 111V113L21 112ZM47 110H48V111H47ZM86 110H88V111H86ZM92 110H93V109H92ZM164 110H165V109H164ZM9 111H10V112H9ZM66 111H67V110H66ZM82 111H83V114H82ZM232 111H233V112H232ZM4 112H5V113H4ZM47 112H48V113H47ZM166 112H167V111H166ZM227 112H228V111H227ZM227 112H225V113L227 114ZM237 112L240 113L241 111H240V112L237 111ZM43 113H42V114H43ZM58 113L60 114V112H58ZM89 113H90V112H89ZM89 113H88V114H89ZM93 113H94V112H93ZM162 113H163V114H162ZM164 113H165V112H163V110H161V111L157 110V111H156V115H157V116L154 115V117H152V118H155V117H156V120H155V119H154V121L152 120L153 123H152V121H150L149 119H148L147 121H148V122L150 121V127H152L153 124H155V123H156L155 125L157 126V122H159L158 125H159L160 122H161V123L163 124L164 128H165V131H163L164 128H163V130H162L161 124L159 125L160 128H158L159 126H158L157 128L155 127L156 129H155L154 127H152L153 129H155V131H154L152 128H148V127H149V126H148V125H149L148 122H147V123H144L145 125H144V124L141 125V124H138V123H137V124H136V123H131L130 125H132L133 128H132V126H130L129 128H127V130L130 129L131 131H130L129 133H130V134H136L137 136H135V135H134V136L137 137L138 139H139V138H140V139L142 138L141 141L143 142L144 147H146L147 145H149V147L147 146L146 149H148V148L150 149V146L153 145V147H151V149H152V148H154V146H157L156 143L158 142L157 139L154 140L152 136H154V134L157 133V132L159 131L160 134H159V133H158V134H155L154 137H156V135H157L158 137L160 136L159 138L161 139V137H162V134H161V133L164 134V132H166V129H167V130L169 129V128H168L169 125H167V124H170V122H172V121H169L170 119H168V116H166V114H168V113H166L165 115H164ZM225 113L222 112V113L220 114V116H219V114H216V116H215V115H214V116L212 115V116H213V119H212V116L209 117V119L211 120V122H212V121L214 122V126H215V124H216V130L222 126V128H223V133H224V131H225L224 134L222 133V135H224L223 137H222L221 133L219 134L220 136L218 135V133H216V134H214V138H213V135H211V134L214 133V131H215V130H214L215 127H214V128L211 127V126H213V123H212V124H208V123H207V124H208V125H207V128H208V127H209V128L211 127L212 130H214V131L212 132V130H211L212 133H210V135L207 136V137H206V136H205V137L203 136V137L201 138V141H202L203 138H204V139H211L210 142L212 141V143H210V145H208L209 148H212V147L214 146L213 144H214V143L216 142V140H217V139L214 140L215 137H216V138H219V137L221 138V137H222V139H221L219 145L216 143V145L220 146V148H221L222 145H223L222 143L224 142V140H225V142H226L227 139H230V138H227V139H226V136H228L227 132H228L229 130H231V132H228V133H229V136H230L231 133L233 132V130H232L231 127H232L233 125H235L238 121H240L239 118H238V120H237V122H236V121H235V116H232L234 119H233V118H230V119L234 120L235 123H234L233 121H231V120L229 121V122H230V123H229L228 120H226L225 122L228 123V128H227V124H223V123H221L222 120H223V119H222L223 117H225V119H226L227 117L229 118V116H227L228 114L225 116ZM238 113H236V114H238ZM7 114H9V115L7 116ZM44 114H43V116H44ZM59 114H58V115H59ZM68 114L71 116V118H72L74 121L77 119L75 122H78L80 125H79L78 123L75 124V122L72 120V121L74 122V123H73V122L71 121V118L69 117ZM90 114H92V113H90ZM154 114H155V113H154ZM236 114H235V115H236ZM56 115H57V114H55V117L58 116V115H57V116H56ZM72 115H73V116H72ZM238 115H241V114H238ZM32 116H35V117L33 118ZM41 116H42V115H41ZM64 116H65L66 119L68 118V119H67L68 121H67V120H63ZM158 116H160V117L162 116V117L159 118ZM163 116H164V117H163ZM62 117H63V118H62ZM165 117H167V119H166ZM230 117H231V116H230ZM236 117H237V116H236ZM12 118H13V115H12ZM20 118H21V117H20ZM31 118H33V119H35V120H33V119H31ZM65 118H64V119H65ZM69 118H70V119H69ZM157 118H159L160 120L157 119ZM164 118L166 119V122L164 121ZM240 118H241V117H240ZM28 119H29L30 121H29ZM36 119L39 120V121H36ZM58 119H59V118H57V120H58ZM161 119H162V120H161ZM206 119H207V118H206ZM225 119H224V120H225ZM236 119H237V118H236ZM13 120H14V119H13ZM13 120H10V122H12ZM42 120H43L44 123H45V119H44V117L42 118ZM55 120H56V118H55ZM79 120H83V121H81L82 123H81ZM158 120H159V121H158ZM167 120H168V121H167ZM203 120H204V119H203ZM203 120H202V121H203ZM210 120H209V121H210ZM214 120H215V121H214ZM5 121H7V122H5ZM70 121L73 123V125L71 124ZM163 121H164V122H163ZM180 121H181L182 124H183L182 126H184V122L182 121V119H180V120H178V121L172 123V124H175V123H176L175 125H179V126L176 127L177 130H178V127H179V129L181 128V122H180ZM27 122L24 123L25 126L28 124ZM37 122H38V123H37ZM40 122H41V124H39ZM56 122H58V121H56ZM63 122H65V123H63ZM167 122H169V123H167ZM187 122H188L189 124H187L186 121H185V124H186V125H185V127H184V132H185L188 136H185V133L183 132V127H182V129H180L181 131L179 130L180 132H183V133H184L183 136H184L185 138L187 137L186 140L189 139L190 136H193V134H192L193 132H194L195 135L197 134V133H195L196 130L194 131L192 128H194V129H197V128L199 129V128H200V127H199L200 124L197 125V126H196V125L194 126V125L191 124L189 121H187ZM199 122H200V121H199ZM211 122H210V123H211ZM231 122H232V123H231ZM16 123H17L19 126H17ZM68 123H69V125H70V126L68 125L69 128H71L72 130L69 129L68 126L65 127ZM166 123H167V124H166ZM177 123H179V124H177ZM233 123H234V124H233ZM6 124H7V125H6ZM24 124H23V125H24ZM30 124H29L28 127H30ZM61 124H62V125H61ZM65 124H66V125H65ZM74 124H75V127H74L75 129L73 128ZM147 124H148V125H147ZM164 124H166V126H165ZM172 124H171V126H172ZM201 124H202V127H203V122H201ZM221 124H222V125H221ZM229 124H230V125L233 124V125L230 127ZM4 125H6V126H4ZM10 125H11V123H10ZM77 125H78V126H77ZM134 125H135V126H134ZM140 125H141L142 127H141ZM143 125H144V126L147 125V130H148L147 133L149 132L150 129H152V130H150V135H149V134H145V135H144V137H145V136H147V137L149 136L148 139H147V138H146V139H145V138L143 139V136H139L140 133H142V132H141L142 130H144V129L146 130V128L143 127ZM151 125H152V126H151ZM187 125H189L190 128H189V127L187 128ZM217 125H219L220 127L217 126ZM223 125H224V126H223ZM71 126H72V127H71ZM76 126H77V127H76ZM79 126H81V127L79 128ZM139 126H140V127H139ZM167 126H168V127H167ZM171 126H170V128H171ZM225 126H226V127H225ZM14 127H15V128H14ZM125 127H127V126H122V125H121V130H126ZM135 127H136V128H135ZM166 127H167V128H166ZM172 127H175V126H172ZM204 127H206V126H204ZM217 127H218V128H217ZM224 127H225V128H224ZM10 128H11V127H10ZM21 128H22V127H21ZM23 128H24V126H23ZM23 128H22V129H23ZM78 128H79V129H78ZM92 128H94V129H92ZM234 128H235V126L233 127V129H234ZM2 129H3V130H2ZM4 129H5V130H4ZM58 129H59V130H58ZM64 129H65V132H67V133H68V131H69V133H68L69 135L67 136V139H66L67 142L63 141V139H65V136H66L65 134H67V133H65V132L63 131ZM66 129H67V130H66ZM76 129H78V130H76ZM132 129H133V130H132ZM139 129L141 130L140 133H139V131H138ZM160 129H161V130H160ZM174 129H175V128H174ZM187 129H188V130H189V129H192L193 131L189 132L190 130L188 131ZM220 129H221V128H220ZM227 129H228V131H226ZM61 130H62V131H61ZM73 130H74V132H76V133H73V134H76V135H73V134H72V136H73V137H72L70 133H72ZM145 130H144V131H145ZM172 130H173V129H172ZM177 130H175V132H177ZM218 130H219V129H218ZM218 130H217V131H218ZM221 130H222V129H221ZM57 131H58V133H56ZM70 131H71V132H70ZM82 131H83V132H82ZM132 131H133L134 133H133ZM136 131H137V132H136ZM153 131H154L155 133H152L153 135H151V132H153ZM168 131H169V132H168ZM168 131H167V133H171L170 130H168ZM25 132H26V131H25ZM63 132H64V134H63ZM79 132H80V133H79ZM92 132H93V133H92ZM124 132H125V131H123V133H124ZM135 132H136V133H135ZM180 132H178V133H180ZM218 132H221V131L219 130ZM54 133H55V134H54ZM60 133H62V134H60ZM83 133H84V134H83ZM137 133H138V134H137ZM145 133H146V131H145ZM172 133H173V135L170 134V135H171L170 138H172L173 140H172V139H170V140H172L173 142H171V141L169 140V138H167V137H166V138L168 139L167 141L165 140L166 138H163L164 136L162 137L161 140H163V141H162V144L164 145V147H167V146L170 147V146L172 145V149H173V147H174V145H175L174 142H176L177 140H180V137L176 136L177 133H175L176 135L174 134L173 131H172ZM183 133H182V134H183ZM189 133L191 134L190 136H189ZM56 134H57V135L60 134V135H63V136L65 135V136H64V137H63V136L60 137V135H59L60 138H58V136H57ZM79 134H80V135H79ZM81 134H82V135H81ZM127 134H128V133H127ZM165 134H166V133H165ZM78 135H79V138H80L81 143H80V141H79V142L76 141V139L78 138V137H77ZM167 135H168V134H167ZM216 135H217L218 137H217ZM225 135H226V136H225ZM13 136H14L15 138H14ZM19 136H18V137H19ZM23 136H24V135H23ZM74 136H75V137H74ZM172 136H173V137L175 136V137L173 138ZM180 136H181V134H180ZM183 136H181V137H183ZM229 136H228V137H229ZM10 137H9V139H10ZM18 137H17V139H19ZM50 137H47V138H50ZM54 137H53V138H54ZM62 137H63V139H61ZM83 137H84V138H83ZM94 137L91 136L90 138H92V140H93V139H95ZM151 137H152V138H151ZM177 137H178V138H177ZM25 138H26V135H25ZM27 138H28V137H27ZM27 138L24 139V137H23L22 139L25 140V141H24L25 143L27 142V144H28L27 147H28V146L30 145V143H33V142H30V141H32L31 138H28V139H27ZM72 138H73V139H72ZM150 138H151V140H149ZM175 138H176L177 140H176ZM185 138H182V140H183V139L185 140ZM212 138H213V140H212ZM220 138H219V139H220ZM17 139L13 140L14 143H17V144H18V145L16 144V146H19V143H20V144L23 143V144H21L19 147L22 146L23 149H24V146H23V145H25V143L23 142V140H22V139H19V141H18ZM29 139H30V141H29ZM69 139H71L70 142L68 141ZM81 139H82V140H81ZM96 139H97V138H96ZM140 139H139V140H140ZM191 139H192V138H191ZM199 139H200V138H199ZM199 139H198L197 141H199ZM16 140H17V142H16ZM21 140H22V141H21ZM26 140H28V141H26ZM41 140H42V139H41ZM58 140H59V141H58ZM78 140H79V139H78ZM97 140H98V139H97ZM144 140H145V141H144ZM152 140H153V141H157V142H155V144H153ZM158 140H159V139H158ZM35 141H34V142H35ZM47 141H48V140H47ZM71 141H72L73 147L77 145V146H76V148H77V147L80 145V147H82V148H83V146H84V147L87 146V147L90 149V150H88V151L90 152V155L92 156V154H93V156H92V158H91V157H89V156L87 155V157H85V159L88 160V162H90L89 160L92 161V162H90L91 171L89 170L90 167L88 166V164H87L86 161H84V165H83V166H84V169H85V170H83L84 173L81 172L83 167H82V168L77 167V165H80L81 162H83V160H80V159L83 158V157H82V153H81V155H80L79 152H80V150L82 151V150H85V149H78V148H77V149L79 150V152H78V153H74V152H77V149H74V150L71 149V147H70V143H71ZM75 141H76V142H75ZM95 141H96V140H95ZM159 141H160V140H159ZM164 141H165V142L170 141L172 144L169 142L171 145H170L169 143H168V144H169V145H168V144H166V143H163ZM201 141H200V142H201ZM218 141H219V140H218ZM18 142H19V143H18ZM39 142H38V144H37L38 146H40L42 143H44V141L42 140V143L39 145ZM64 142H65V143H64ZM148 142H149V143H148ZM150 142L152 143V145H151ZM160 142H161V141H160ZM9 143H10L11 145H9ZM35 143H36V142H35ZM35 143H34V145H35ZM45 143H47V142L45 141ZM45 143H44V144H45ZM67 143H68V147L65 146V144H67ZM77 143H78L79 145H78ZM85 143H86V144H85ZM146 143H147V144H146ZM173 143H174V144H173ZM44 144H43L42 146H44ZM61 144H64L65 147H64V146H62V147L59 146V145H61ZM145 144H146V146H145ZM162 144L160 143V144H159L160 146H159V145H158V146L161 148V147L163 146ZM31 145L33 146V144H31ZM31 145H30L29 147H32ZM46 145H47V144H46ZM161 145H162V146H161ZM216 145L214 146V148H216ZM158 146H157V147H158ZM6 147H5V148H6ZM22 147H21L20 149H22ZM25 147H26V146H25ZM27 147H26V148H27ZM29 147H28V148H29ZM33 147H34V149H36V151H37V148H38V147H36V148H35V146H33ZM40 147H41V146H40ZM59 147H61V148L59 149ZM80 147H79V148H80ZM103 147H104V149H103ZM144 147H143V148H144ZM157 147H155V148H157ZM164 147L161 148L162 151L158 148L159 151H161V153L164 154V156H165L166 153H168V152H165V151H170V152H172V151H171L172 149H170L169 147H168L169 150H165V151H164V149H163ZM26 148H25V149H26ZM74 148H75V147H74ZM100 148H101V149H100ZM7 149H8V148H7ZM17 149H18V153H19V151H22L24 154H21V152H20L19 154L14 155V154H13V153H14L13 151H15V150H17ZM32 149H33V148H32ZM34 149H33V150H34ZM70 149H71V150H70ZM86 149H87V148H86ZM146 149H143V151H144L145 153L142 151V154H145V155H146V153L149 152V151H147ZM9 150H8V151H9ZM209 150H210V149H209ZM34 151H35V150H34ZM86 151H87V150H86ZM146 151H147V152H146ZM12 152H13V153H12ZM84 152H85V151H84ZM84 152H83V155H84V154L86 155V152H85V153H84ZM89 152H88V154H89ZM150 152H151V151H150ZM153 152H154V153H152V154H155L153 157L149 156V155H152L151 153H149V155L147 154V156H148V160H150V161L146 160L147 158H145V161H147L146 163L152 162L153 164H155V165L158 166V165H159L158 163H159L160 161H161L160 163H162V164H163V162H166V163L169 162V165L167 164V166L169 167V169H170V168L173 169L172 172H174V170L176 169V168H175V167H176V166H175V165H176L175 162H178V161L176 160V158H175V159L172 158V157H173V156H172V155H173L172 153H170V152L168 153V154H171V156H172L171 158H172V159L169 157V159L167 158L168 161L165 160L166 158H165L164 161H163V158H161L160 156H159V157L156 156V155H157V154H156V152H157L156 149H155V150L153 149ZM164 152H165V153H164ZM204 152H205V151H204ZM211 152H212V151H211ZM211 152H210V153H211ZM16 153H17V151H16ZM73 153H74L75 155H77V156L80 158V159H78L79 161L75 160V158H74L75 156H73ZM91 153H92V154H91ZM96 153H98V152H96ZM106 153H107V150H106ZM157 153H158V152H157ZM161 153H159V155H160ZM20 154L23 155V156H21ZM207 154H208V151H207ZM207 154H206V152H205V155H207ZM64 155H65V156H64ZM59 156H64V157H63V158L61 157V159H60ZM71 156H72L73 158H72ZM94 156H95V157H94ZM147 156H146V157H147ZM166 156H167V155H166ZM169 156H170V155H169ZM24 157H25V156H24ZM58 157H59L60 160L58 159ZM104 157H105V158H104ZM142 157H144V156L142 155ZM189 157H191V156L187 155L186 158H185V161H186V162L184 163V160H182L181 163H183L184 165H185V164H188V165H186V166H190L191 168H190V167H189V168L192 169V168H193V165H192V166L190 165V161H188V158H189ZM9 158L11 159V160H8V161H7V162L9 163V165H13V164H14V166L16 167L15 164H18L19 162L16 161V159H15V162H16V163H15V162H12L14 158L12 159V156H10V155H9ZM20 158H18V159L20 160ZM68 158H69V160H75V161H72L73 164H72L71 162H70L71 165L69 164V160H68ZM93 158H95V159H93ZM96 158H98L99 161H101V159L104 158L103 161H102L103 164H100L101 162H98V163H95V164L93 165V164H92L93 161H95V160L97 161ZM106 158H107V159H106ZM151 158H152V159H151ZM153 158H154V159H153ZM155 158H157L158 160H156ZM159 158H160V159H159ZM192 158H194V161H195L196 158H195V157H192ZM76 159H77V157H76ZM83 159H84V158H83ZM57 160H59V162H58ZM62 160H63V161H62ZM105 160H106V161H105ZM108 160H109L110 162H109ZM151 160H152V161H151ZM159 160H160V161H159ZM172 160H173V163L171 164L170 162H172ZM174 160H175V162H174ZM189 160H192V159H189ZM61 161H62V162H61ZM76 161H77V162H76ZM155 161H159V162L155 163ZM7 162H6L5 167H8V168H9L10 166H8V163H7ZM75 162H76L77 164H75ZM191 162H192V161H191ZM196 162H197V161H195V163H192V164L195 165ZM10 163H11V164H10ZM62 163H63V164H62ZM178 163H179V165H180V162H178ZM199 163L201 164V163H203V162H202V161H198L197 164H199ZM31 164L33 165V163H31ZM65 164H66V165H65ZM85 164H87V165H85ZM153 164H152V165H153ZM162 164H160V166H161ZM173 164H175V165H173ZM197 164H196V165H197ZM69 165L72 166V167L69 168V167H70ZM73 165H74L75 167H74ZM152 165H151L150 163L147 165V167L151 166V168H149L150 170L147 169V172L150 171V172H149L150 174L152 173V174L158 175V174H164L165 172H167V174H168V171H167L168 167L165 166V164H164V166H165V168L167 167V169H165L164 167H162V168L165 169L166 171L163 170V171L160 173V170H158V172H159L158 174H157V173H154V172L156 171L155 165L153 166V167L155 168V171L153 172L154 168H152ZM179 165L177 164V168H179V167L181 168V165H182V164H181L180 166H179ZM14 166H13V167H14ZM61 166H62V167H61ZM64 166H65V167H64ZM66 166H69V167H66ZM87 166H88L89 168H87ZM157 166H156V167H157ZM160 166H158L157 169H158V168H161ZM170 166H172V167H170ZM173 166H174V167H173ZM178 166H179V167H178ZM186 166H185V167H186ZM13 167H12V170H11L10 168H9V170H8V168H6V170H4V168H3V170L5 171V173H6V171L8 170L6 176H7V179H8V180L11 179L12 183H13V181L15 180V178H17V175H15V177H14V175H13V174H15L16 172H15V173H12L13 171H15V170H13ZM15 167H14V169H15ZM63 167H64L65 169L68 168L69 170H67L66 173H68V171H69V173L71 174V175H69L70 177H68V174H69V173L67 174V179H66V177H65V176H66V175H65L66 173L64 174V171H66V170H64ZM73 167H74V168H73ZM147 167H146V168H147ZM194 167H195V166H194ZM62 168H63V169H62ZM75 168H76L77 170H79L80 172H78L77 170H75ZM92 168H93V172L95 171L94 173L92 172ZM162 168H161V169H162ZM187 168H188V167H187ZM187 168H186V169H187ZM189 168H188V169H189ZM72 169H74V170L76 171V173H77V172L79 173L78 177H76V176H74V175L72 176V174H75V175H76V173H75ZM106 169H107V168H106ZM183 169H185V168H183ZM183 169H181L182 172H184ZM190 169H189V170H190ZM60 170H61V172H60ZM70 170H72L73 172H71ZM99 170H100V169H99ZM99 170H98V171H99ZM181 170H180V171H181ZM192 170H193V169H192ZM32 171H36V170H31V172H32ZM102 171H104V170H102ZM105 171H106V170H105ZM105 171H104V172H105ZM151 171H152V172H151ZM169 171L171 172V170H169ZM180 171H178V172H180ZM186 171H187V170H186ZM104 172H103V173H104ZM172 172H171V173H172ZM176 172H177V171H175V174H176ZM178 172H177V173H178ZM182 172H181V173H182ZM189 172H190V171H188V172L186 173V176H187V174H188ZM78 173H77V174H78ZM80 173H81V175H80ZM103 173H102V174H103ZM181 173H180V174L178 173V174L181 175ZM59 174H60V175H59ZM62 174H64V177H63ZM83 174H84V176H83ZM98 174H99V173H98ZM167 174H166V175H167ZM175 174H174V175H175ZM178 174H177V175H178ZM189 174H190V173H189ZM2 175H3V174H2ZM27 175H28V174H27ZM38 175L40 176V174H38ZM38 175H37V173H36V174H35V177L38 176ZM164 175H165V174H164ZM169 175H170V173H169ZM182 175L185 176V174H183V173H182ZM3 176H5V175H3ZM6 176L4 177V180H6ZM9 176H11V178H10ZM39 176H38V179H39ZM61 176H62L63 179H61ZM71 176H72V177H71ZM79 176H81V177H79ZM91 176H92V175H91ZM91 176H90V178H91ZM170 176H173V173H172V175H170ZM184 176H183V177H184ZM97 177H98V176H97V174H96V179H95V180L98 179ZM176 177H177V176H176ZM13 178H14V179H13ZM77 178H81V179H78V182H76V185H75V184H71L72 181H75V180H73V179H77ZM93 178H95V177H93ZM178 178H179V177H178ZM29 179H30V177H26V180H29ZM40 179H41V178H40ZM64 179H65V180H64ZM86 180H87V179H86ZM90 180H92V178H91ZM90 180H89V181H90ZM2 181H3V180H2ZM6 181H7V180H6ZM6 181H4V182H6ZM64 181H65V182H64ZM68 181L71 182V183H69ZM76 181H77V180H76ZM26 182H27L28 184H26ZM67 182H68V183H67ZM91 182H92V181H91ZM94 182H95V181H94ZM12 183H10V184H12ZM23 183H25V186H26V185H29V186H30V184L33 185V183H35V182L30 183L29 181H23ZM29 183H30V184H29ZM73 183H74V182H73ZM10 184L8 183V185H10ZM44 184H45V185H44ZM67 184H68V185L71 184L70 188L68 187ZM84 184H83V185H84ZM86 184H87V182H86ZM88 184H89V183H88ZM91 184L94 185L93 182H92ZM6 185H7V183H6ZM8 185H7V188H8L7 191L13 192V189H14L15 187H14L13 185H11V186H13V188H12V190H9V189L11 188V186L8 187ZM23 185H24V184H23ZM23 185H22V186H23ZM83 185H82V186H83ZM4 186H5V185H4ZM56 186L59 187V188L56 189ZM76 186H77V187H76ZM26 187H27V186H26ZM26 187H25V188H26ZM32 187H33L34 190L37 189L36 186H35V188H34V185H33ZM32 187H30L31 190H29V187H28V188H27V191L29 190L28 192H31V193H32V192H33V191H32V190H33ZM62 187H63L64 189H63ZM75 187H76V188H75ZM85 187H86V186H85ZM85 187H84V189L88 188V187H86V188H85ZM5 188H6V186H5ZM5 188H4V189H5ZM46 188H47V187H46ZM79 188H80V191H81V192L84 191L83 188H81V187H79ZM79 188H78V189H79ZM47 190H48V191H47ZM39 191H41V192H39ZM86 191H87V189H86ZM14 192H15V191H14ZM37 192L34 191V194L37 193ZM57 192H59V193H58L59 195L57 194ZM51 193H52V194H51ZM27 194H29V193H27ZM43 196H44V194H43ZM47 199H46V200H47ZM82 199L84 200V198H82ZM40 200H39V201H40ZM46 200H45L44 203H46ZM50 200H51V198L49 199V201H50ZM83 200H81V201H83ZM47 201H48V200H47ZM49 201H48V202H49ZM57 201H58V200H57ZM57 201H56V204H59ZM81 201H79V202H81ZM42 202H43V200H42ZM83 202H84V201H83ZM83 202H82V204H81L80 206H78V208L80 207L79 209L77 208V206H74V208H76L78 211H80V212L83 211V212H82L83 214H81L80 212H78V211L75 210L74 208H73V209H74V212H73V210H72V211H71L72 213L69 212L70 214H68V215H73V216H75L76 214H77V215L80 214L82 217H81L80 215H78V216H80L81 219H80L79 217H77V216H75L74 218L68 219V218L72 217V216H69V217H68V215H67L68 218H65V217H64V218H61V219H63V222L60 221V219H54L56 222H54V221H53L54 223L52 222L53 226H58L57 224H59V225H61V227H59L58 229H59V230H60V228H62V229H61L60 232H59V230H57V228L54 227L53 233H52L51 237L49 238V240H48V239H43V240H45V241H48V242H49V245H50V247L48 248V252H49V253H48V255L46 254L45 256H48L47 258L49 259V261L51 262V264H54V263H56V264H58V263H59V264H61V263H62V264H105L104 262H103V263L101 262L102 258H100V257H102V241H101V238H100L99 233H98V230H97L96 219H86V215L84 214V210L82 209ZM39 204H40V203H39ZM79 204H80V203H79ZM77 205H78V204H77ZM56 208H57V210L59 211V214H61V213L63 212V208H60V209H59V205H57ZM80 209H82V211H81ZM55 210H56V209H55ZM76 211H77L78 213H77ZM56 212H57V211H56ZM73 213H74L75 215H74ZM67 219H68V220H67ZM72 219H73V222H74V221H76V222L73 223V222H72ZM75 219H76V220H75ZM43 220H48V219H43ZM49 220H50V219H49ZM82 220H83V221H82ZM51 221H52V220H51ZM59 221L62 222V223L60 224ZM67 221H68V222H67ZM69 221L71 222L72 226H71V224H70ZM77 221H78V222H77ZM91 221H92V222H91ZM57 222H58V223H57ZM55 223H57V224H55ZM81 223H82V225H81ZM83 223H84L85 225H84ZM68 225H69V227H67ZM43 226H44V225H43ZM73 227H74V228H73ZM42 228H43V227H42ZM42 228H41V229H42ZM77 228H79V229H77ZM85 228H86V229H85ZM41 229L36 230L35 233L37 234V231L40 230V232H41V234H42V232H43L42 230H43V229H42V230H41ZM68 229H69V230H68ZM55 230H56V231H55ZM70 230H71V231H70ZM87 230H89V231H87ZM40 232H38V233H40ZM56 232H57V233H56ZM54 233H56V238L58 237V238H57V241H58V242L55 240V238H53ZM41 234H38V235H37V239H38V240H40V239H41L40 237L43 236V235L41 236ZM64 235H66V236H65V237H66V240H65V241H66L67 243H65V241L62 240V237H63ZM38 237H39L40 239H39ZM43 237L45 238L46 235L43 236ZM47 238H48V237H47ZM50 239H51V241H50ZM43 240H42V241H43ZM54 241H56L57 244H55L56 242H54ZM48 242H47V243H48ZM50 242H51V243H50ZM45 243H46V242H45ZM61 243L64 244V245L66 244V245H68V246H66V245H65L64 247H63L62 245H61L62 247H61V246H58V245L61 244ZM71 244H72V245H71ZM54 245H55V247H54ZM58 247H59V248H58ZM60 247H61L62 251H61ZM64 248H66V249L63 250ZM80 249H81V250H80ZM91 249H93V250H91ZM59 253H60V254H59ZM53 255H54V257H53ZM45 256H44V257H45ZM60 258H62V259H60ZM97 259H98V260H97ZM56 260H58L59 262H58V261L56 262ZM60 260H61V261H60ZM95 260H96L97 262H95ZM63 261H64L65 263H64ZM98 261H100V262H98ZM102 261H104V260H102ZM60 262H61V263H60Z\"/></svg>",
	"mask_w": 264,
	"mask_h": 264
}]
</instances>
